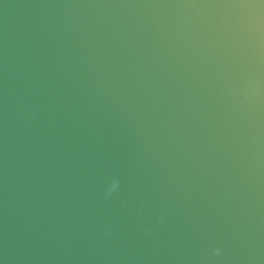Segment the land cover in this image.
Returning <instances> with one entry per match:
<instances>
[{"label": "water", "instance_id": "water-1", "mask_svg": "<svg viewBox=\"0 0 264 264\" xmlns=\"http://www.w3.org/2000/svg\"><path fill=\"white\" fill-rule=\"evenodd\" d=\"M0 264H264V0H0Z\"/></svg>", "mask_w": 264, "mask_h": 264}, {"label": "clouds", "instance_id": "clouds-1", "mask_svg": "<svg viewBox=\"0 0 264 264\" xmlns=\"http://www.w3.org/2000/svg\"><path fill=\"white\" fill-rule=\"evenodd\" d=\"M116 187H118V181L114 180L113 183H112V188L110 189V192L112 190H115ZM213 254L218 256L220 254V250L219 249H214L213 250Z\"/></svg>", "mask_w": 264, "mask_h": 264}]
</instances>
